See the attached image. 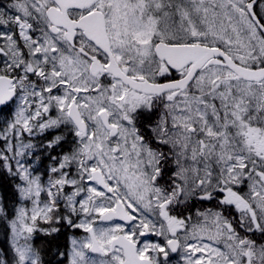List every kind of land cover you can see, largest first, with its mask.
Masks as SVG:
<instances>
[{
	"label": "snow or ice",
	"instance_id": "6c2138e0",
	"mask_svg": "<svg viewBox=\"0 0 264 264\" xmlns=\"http://www.w3.org/2000/svg\"><path fill=\"white\" fill-rule=\"evenodd\" d=\"M0 174V264H264V0L0 4Z\"/></svg>",
	"mask_w": 264,
	"mask_h": 264
},
{
	"label": "trees",
	"instance_id": "16d2710c",
	"mask_svg": "<svg viewBox=\"0 0 264 264\" xmlns=\"http://www.w3.org/2000/svg\"><path fill=\"white\" fill-rule=\"evenodd\" d=\"M0 198L4 199L9 208H14L16 206L17 198L14 194L12 181L9 177H7L6 174H0ZM36 235L38 238L36 241H33L35 246L40 248L42 251L51 249V252H48V254L45 256V259L52 260L53 264H55V260H53V253H55L57 249H59L61 252L65 250V235L63 234L62 230L54 236H44L42 234ZM5 247H7V244L5 242L3 230L0 229V248Z\"/></svg>",
	"mask_w": 264,
	"mask_h": 264
},
{
	"label": "rangeland",
	"instance_id": "374dc122",
	"mask_svg": "<svg viewBox=\"0 0 264 264\" xmlns=\"http://www.w3.org/2000/svg\"><path fill=\"white\" fill-rule=\"evenodd\" d=\"M9 3H11V0H0V4H3L5 6ZM163 181L164 180H161V183H164ZM215 202H216L215 200L199 201V200L193 199L189 201L188 207L187 209H184V214L182 215H185V216L192 215L193 218L195 219V213L197 210L203 211L208 208L215 209L216 208ZM61 230L63 232V227H61ZM70 241H71V237L70 238L68 237V241H67V244L65 245V249H68L70 247Z\"/></svg>",
	"mask_w": 264,
	"mask_h": 264
},
{
	"label": "flooded vegetation",
	"instance_id": "af4514ba",
	"mask_svg": "<svg viewBox=\"0 0 264 264\" xmlns=\"http://www.w3.org/2000/svg\"><path fill=\"white\" fill-rule=\"evenodd\" d=\"M174 75V77H175V73L173 74ZM66 147L67 146H65V150H66ZM57 151H60V149H57ZM55 154V153H54ZM51 163V161H49L48 159H47V156H45V157H43V165L41 166V171H43L44 169H46L47 168V166L49 165ZM45 164V165H44ZM171 171V169H169V172ZM167 179V175L165 176V180ZM164 182V181H163ZM215 206H216V202H215ZM184 209H185V207H184V205H181L180 206V208H179V210H178V212H179V214H184ZM185 216V215H184ZM63 234L65 235V245L67 244V241H68V237L70 238H72L73 236H75V237H77V238H80V237H82V236H84L85 234L81 231V230H72V229H69V228H67V227H63ZM38 237H37V235L35 236V239H34V241H36V239H37ZM152 239H156L155 237H152ZM66 250V249H65ZM64 250V251H65Z\"/></svg>",
	"mask_w": 264,
	"mask_h": 264
}]
</instances>
